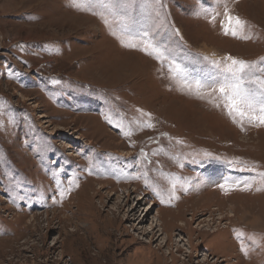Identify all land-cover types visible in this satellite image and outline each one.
Returning a JSON list of instances; mask_svg holds the SVG:
<instances>
[{
    "label": "rangeland",
    "instance_id": "1",
    "mask_svg": "<svg viewBox=\"0 0 264 264\" xmlns=\"http://www.w3.org/2000/svg\"><path fill=\"white\" fill-rule=\"evenodd\" d=\"M228 57L258 116L264 0H0V264H264Z\"/></svg>",
    "mask_w": 264,
    "mask_h": 264
},
{
    "label": "snow or ice",
    "instance_id": "2",
    "mask_svg": "<svg viewBox=\"0 0 264 264\" xmlns=\"http://www.w3.org/2000/svg\"><path fill=\"white\" fill-rule=\"evenodd\" d=\"M225 20L226 23L224 30L226 35H239L246 24V22L240 17L232 16L231 14H226ZM147 35L148 33L145 32L144 36L147 37ZM243 38L247 39L248 37L245 36ZM143 43L145 44V51H147L148 48H152L153 52L157 54V58H160L158 49L154 48L150 40L144 41ZM126 46L136 47L135 44L131 43ZM228 60H230L231 63L226 66V71L230 73V78H226V85L222 86L219 91L221 93H226V99L228 101L226 107L229 109V115H233V113H235V115L239 116L241 119L247 117L250 121L255 119L258 120L259 123L264 124V100L260 101L259 103V115H251V113L256 111V108L252 102L254 94L249 93L248 90L242 87V74H244L247 69L252 68L253 65H250L243 60L233 59L232 57H228ZM255 83L259 85V95L264 97V79L258 78ZM147 127H152V125L148 124ZM125 135H130V133H125Z\"/></svg>",
    "mask_w": 264,
    "mask_h": 264
},
{
    "label": "bare ground",
    "instance_id": "3",
    "mask_svg": "<svg viewBox=\"0 0 264 264\" xmlns=\"http://www.w3.org/2000/svg\"><path fill=\"white\" fill-rule=\"evenodd\" d=\"M221 196V195H220ZM263 229H264V227H263ZM32 232H33V230H32ZM209 263V262H208ZM97 264H100L99 262L97 263Z\"/></svg>",
    "mask_w": 264,
    "mask_h": 264
}]
</instances>
